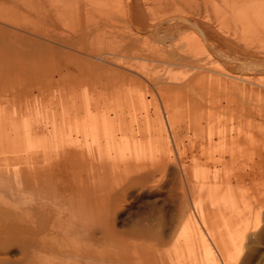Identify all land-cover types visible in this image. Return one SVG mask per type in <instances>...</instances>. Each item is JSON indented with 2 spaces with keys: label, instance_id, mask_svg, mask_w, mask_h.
<instances>
[{
  "label": "rangeland",
  "instance_id": "obj_1",
  "mask_svg": "<svg viewBox=\"0 0 264 264\" xmlns=\"http://www.w3.org/2000/svg\"><path fill=\"white\" fill-rule=\"evenodd\" d=\"M0 7V264H264V0Z\"/></svg>",
  "mask_w": 264,
  "mask_h": 264
},
{
  "label": "bare ground",
  "instance_id": "obj_2",
  "mask_svg": "<svg viewBox=\"0 0 264 264\" xmlns=\"http://www.w3.org/2000/svg\"><path fill=\"white\" fill-rule=\"evenodd\" d=\"M3 1H4V0H3ZM15 1H16V0H15ZM33 1H34V0H33ZM37 1H38V0H37ZM37 3H38V2H37ZM39 4H40V2H39ZM54 5H55V4H54ZM58 7H59V6H58ZM60 7H61V6H60ZM60 7H59V8H60ZM0 8H1V7H0ZM53 8H56V7H53ZM179 8H180V7H179ZM179 8H177V9H179ZM51 9H52V8H51ZM51 9H49V10H51ZM61 9H62V8H61ZM63 9H64V8H63ZM39 10H40L39 12H42V11H43L45 14L51 12V11H49L48 9H42V7H41ZM52 10H53V9H52ZM0 11H1V10H0ZM68 11H69V10H68ZM36 12H37V11H36ZM52 12L54 13V11H52ZM61 12H62V11H61ZM42 15H43V14H42ZM263 19H264V17H263ZM185 20H186V19H185ZM262 21H263V20H262ZM180 22L183 23V21H180ZM185 23H186V22H185ZM175 25H179V24H176V23H175ZM180 26H181V24H180ZM180 26H179V27H180ZM182 27H183V25H182ZM189 27H190V26H189ZM195 27H197V26H195ZM175 29H176L175 31L177 32V31L180 30L181 28H178V26H176ZM168 30H169V29H168ZM204 30H205V29H204ZM166 33H167V32H166ZM168 35H169V33H168ZM202 35H203L204 37L206 36L207 38L210 37V36H209L210 33L206 32V31H203V32H202ZM165 36H166V35H165ZM170 36H171V35H170ZM127 37H128V36H127ZM132 37L135 38L136 36L133 35ZM132 37H131V38H132ZM204 37H203V38H204ZM206 37H205V38H206ZM169 38H170V37H169ZM169 38H167V39H169ZM134 42H135V41H134ZM211 42H212V41H211ZM131 43H132V40H131ZM128 44H130V43H128ZM130 45L132 46V44H130ZM130 45H129V46H130ZM133 45H134V44H133ZM127 46H128V45H127ZM123 49H124V48H123ZM123 49H122V50H123ZM124 50H125V49H124ZM131 50H132V49H131ZM150 51H152V50H150ZM163 51H165V50H163ZM121 52H122V51H121ZM152 52H153V51H152ZM154 52H155V51H154ZM165 52H166V51H165ZM167 53H168V52H167ZM158 54H159V55H158V58H159L160 53H158ZM165 54H166V53H165ZM171 54H172V53H171ZM173 54H174V53H173ZM132 55H133V54H132ZM166 56H167V55H166ZM166 56H165V57H166ZM162 57H163V56H162ZM162 57H160V58H162ZM165 57H164V58H165ZM182 57L185 58L186 56L184 57V55H183V56H181V58H182ZM167 59H168V58H167ZM185 59H186V58H185ZM185 59H184V60H185ZM158 60H159V59H158ZM176 60H177V59L175 58L173 62H176ZM171 62H172V61H171ZM46 220H47V219H46ZM51 226H52V225H51ZM38 227H39V226H38ZM211 264H212V263H211Z\"/></svg>",
  "mask_w": 264,
  "mask_h": 264
},
{
  "label": "crops",
  "instance_id": "obj_3",
  "mask_svg": "<svg viewBox=\"0 0 264 264\" xmlns=\"http://www.w3.org/2000/svg\"><path fill=\"white\" fill-rule=\"evenodd\" d=\"M65 68H66V67H65ZM66 69H67V68H66ZM66 69H65V70H66ZM62 74H64V73L61 72V71L58 72V75H59V76H61ZM93 102H94V101H93ZM93 102H90V103H88V105H86L87 109L92 107V103H93ZM96 103H97V102H96ZM97 104H98V103H97ZM168 129H170L171 139H173V132H172V130H171V126H170V128H169V126H168ZM174 138H175V137H174Z\"/></svg>",
  "mask_w": 264,
  "mask_h": 264
}]
</instances>
